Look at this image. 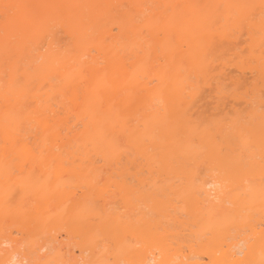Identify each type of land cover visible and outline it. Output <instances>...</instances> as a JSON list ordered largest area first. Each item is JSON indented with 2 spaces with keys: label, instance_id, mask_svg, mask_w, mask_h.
I'll return each instance as SVG.
<instances>
[{
  "label": "bare ground",
  "instance_id": "obj_1",
  "mask_svg": "<svg viewBox=\"0 0 264 264\" xmlns=\"http://www.w3.org/2000/svg\"><path fill=\"white\" fill-rule=\"evenodd\" d=\"M0 264H264V0H0Z\"/></svg>",
  "mask_w": 264,
  "mask_h": 264
},
{
  "label": "rangeland",
  "instance_id": "obj_2",
  "mask_svg": "<svg viewBox=\"0 0 264 264\" xmlns=\"http://www.w3.org/2000/svg\"><path fill=\"white\" fill-rule=\"evenodd\" d=\"M245 43H246V42H245ZM245 43L243 42V43H241V44L243 45V44H245ZM246 44H247V43H246ZM245 46H246V48H247L248 45H245ZM240 47H241V46H240ZM241 48H243V47H241ZM246 48L243 49L244 52H246ZM229 67H230V66H229ZM230 68H232V67H230ZM230 68H229V72L232 71V70L230 71ZM226 69H227V68H226ZM233 70H234V69H233ZM227 71H228V69H227ZM234 71H235V70H234ZM236 72H237V73H236ZM231 73H232V72H231ZM231 73H229V74H231ZM238 73H239V72L236 70V71L233 72L232 74L235 75V74H238ZM246 74H247V75H250L248 72H247ZM235 76H236V75H235ZM247 78H248V76H247ZM248 79L250 80V76H249ZM249 80H248L247 83L245 82V83H246V84H244L245 86L249 85V83L251 82V81H249ZM246 81H247V80H246ZM251 84H252V83H250V86H247V87H251V86H252ZM227 85H228V84H227ZM227 85H225V86H227ZM230 86H231V87H230ZM230 86H227V87H228L227 92H231V91H233V87H234L235 89H236V87H237L236 85H235V86H236V87H235L233 84L230 85ZM242 87H244V86L242 85ZM247 87H246V88H247ZM230 88H232V89H230ZM246 88H245V89H246ZM225 89H227V88H225ZM229 89H230V90H229ZM235 89H234V92H235V91H239L238 89H237V90H235ZM239 89H241V91H243V90L245 91V89H243V88H241V87H240ZM242 89H243V90H242ZM247 91L249 92L250 90L247 88ZM250 92H251V91H250ZM231 93H232V92H231ZM246 93H247V92H246ZM206 94H207V93H206ZM242 105H243V104H242ZM204 107H205V106H204ZM225 108H227V109L230 111V107H228L227 105H226ZM209 109H210V108H209ZM225 110H226V109H225ZM208 111H209V112H212L211 109L208 110ZM213 111H216V110H213ZM217 111H218V110H217ZM214 113H216V112H214ZM204 173H205V172H204ZM204 173H203V174H204Z\"/></svg>",
  "mask_w": 264,
  "mask_h": 264
},
{
  "label": "snow or ice",
  "instance_id": "obj_3",
  "mask_svg": "<svg viewBox=\"0 0 264 264\" xmlns=\"http://www.w3.org/2000/svg\"><path fill=\"white\" fill-rule=\"evenodd\" d=\"M9 7H12V6H9V5H5V8L7 9V8H9Z\"/></svg>",
  "mask_w": 264,
  "mask_h": 264
}]
</instances>
